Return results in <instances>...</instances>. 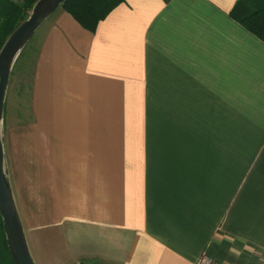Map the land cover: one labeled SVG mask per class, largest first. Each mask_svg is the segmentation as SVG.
I'll use <instances>...</instances> for the list:
<instances>
[{"label": "crops", "instance_id": "crops-1", "mask_svg": "<svg viewBox=\"0 0 264 264\" xmlns=\"http://www.w3.org/2000/svg\"><path fill=\"white\" fill-rule=\"evenodd\" d=\"M237 2L120 0L93 29L59 7L36 31L35 120L5 145L46 264H264V41Z\"/></svg>", "mask_w": 264, "mask_h": 264}, {"label": "water", "instance_id": "water-1", "mask_svg": "<svg viewBox=\"0 0 264 264\" xmlns=\"http://www.w3.org/2000/svg\"><path fill=\"white\" fill-rule=\"evenodd\" d=\"M66 0H37L26 19L13 30L0 49V215L14 264H37L18 209L5 145V111L15 63L39 27Z\"/></svg>", "mask_w": 264, "mask_h": 264}, {"label": "trees", "instance_id": "trees-1", "mask_svg": "<svg viewBox=\"0 0 264 264\" xmlns=\"http://www.w3.org/2000/svg\"><path fill=\"white\" fill-rule=\"evenodd\" d=\"M36 1L37 0H0V49L9 34L28 17ZM119 1L120 0H66L60 7L66 8L82 24L93 29L99 20L104 18ZM232 14L245 28L264 41V0H238ZM24 51L25 49L23 52ZM0 245L3 247V252L0 250V253L3 255L2 257L0 256V264H14L8 250L1 215ZM8 257L11 261H9Z\"/></svg>", "mask_w": 264, "mask_h": 264}, {"label": "rangeland", "instance_id": "rangeland-1", "mask_svg": "<svg viewBox=\"0 0 264 264\" xmlns=\"http://www.w3.org/2000/svg\"><path fill=\"white\" fill-rule=\"evenodd\" d=\"M33 43H28L27 47L25 48V51L18 58L12 71L5 111V129L7 127V130L16 127H26L30 124L31 121L34 122L35 120L34 114H25L28 110V88L30 86L32 75L31 62L34 55ZM18 111L21 112V114H16L18 113ZM35 159V162L37 163L35 164V167H25L23 169L19 166V168H14L16 172H23L24 175L22 176L24 182L22 184L24 186L29 185V183L31 184V179H29L28 176H34L32 174L33 172L37 177V181L40 183V185H42V161H40V159H42V156H38ZM37 159H39V164ZM17 175L21 177L20 174L17 173ZM37 196L38 199L34 200L33 206H38V209L42 210V188L37 192ZM26 235L31 253L37 264H46L47 260H51L55 256H60V252L57 245L54 244L52 246L47 247L43 243V246H40L39 242H36L34 240L33 234L31 232L26 231ZM0 250L3 252V247H1V245ZM0 256L2 257L3 255L0 253ZM8 259L9 261H11L9 257Z\"/></svg>", "mask_w": 264, "mask_h": 264}, {"label": "built area", "instance_id": "built-area-1", "mask_svg": "<svg viewBox=\"0 0 264 264\" xmlns=\"http://www.w3.org/2000/svg\"><path fill=\"white\" fill-rule=\"evenodd\" d=\"M196 264H214V261L208 252L204 251L196 261Z\"/></svg>", "mask_w": 264, "mask_h": 264}]
</instances>
